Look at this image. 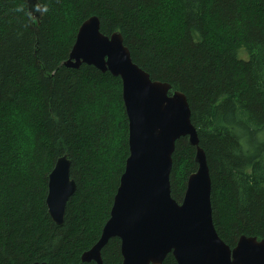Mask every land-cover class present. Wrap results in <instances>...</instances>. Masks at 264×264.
Wrapping results in <instances>:
<instances>
[{"label": "trees", "instance_id": "trees-1", "mask_svg": "<svg viewBox=\"0 0 264 264\" xmlns=\"http://www.w3.org/2000/svg\"><path fill=\"white\" fill-rule=\"evenodd\" d=\"M38 1L39 24L26 0H0V264H77L109 217L128 156L121 80L63 65L91 15L104 34L121 32L152 79L185 93L221 239L231 247L241 234L264 239V0ZM13 120L25 127L22 140ZM65 153L77 188L57 226L45 205L47 175ZM194 154L186 137L176 141L177 202L197 168ZM101 255L121 264L119 238ZM162 264L177 263L168 254Z\"/></svg>", "mask_w": 264, "mask_h": 264}, {"label": "water", "instance_id": "water-1", "mask_svg": "<svg viewBox=\"0 0 264 264\" xmlns=\"http://www.w3.org/2000/svg\"><path fill=\"white\" fill-rule=\"evenodd\" d=\"M26 5L29 16L39 24L44 14L39 1L26 0ZM100 27L96 15L80 23L63 65L74 69L92 65L120 78L128 120V156L109 217L97 241L81 253L77 264H103L101 251L115 237L120 240L121 264H162L168 254L177 264H264V239L241 234L231 247L215 229L209 167L185 93L166 81L152 79L132 60L121 32L104 34ZM86 33L93 37L87 48L80 43ZM109 50L119 53L118 60L102 55ZM127 69L155 90L145 88L131 97ZM182 137L195 149L197 168L189 174L182 200L177 202L171 196L170 173L175 144ZM70 166L68 154H62L47 175L45 205L57 226L63 225L67 202L77 188Z\"/></svg>", "mask_w": 264, "mask_h": 264}, {"label": "snow or ice", "instance_id": "snow-or-ice-1", "mask_svg": "<svg viewBox=\"0 0 264 264\" xmlns=\"http://www.w3.org/2000/svg\"><path fill=\"white\" fill-rule=\"evenodd\" d=\"M92 40V35L90 33H86L80 40V43L87 48L91 44ZM103 54H107L111 60H118L119 58V53L115 50H109L106 53H102V55ZM125 75L127 76V89L131 97H136L137 94L145 88L152 89L153 91L155 90L152 85L143 84L137 74L130 69L125 70Z\"/></svg>", "mask_w": 264, "mask_h": 264}, {"label": "rangeland", "instance_id": "rangeland-1", "mask_svg": "<svg viewBox=\"0 0 264 264\" xmlns=\"http://www.w3.org/2000/svg\"><path fill=\"white\" fill-rule=\"evenodd\" d=\"M12 124H13L14 126H17V127L15 128V131H16V133H17V135H18V139H19V140H22V139H23V136H24L23 131H25V127H24V125L21 124V121H20V120H13V121H12ZM127 136H128V135H127ZM18 139L16 140V143H17L19 146L22 147L23 144H20V141H19Z\"/></svg>", "mask_w": 264, "mask_h": 264}]
</instances>
